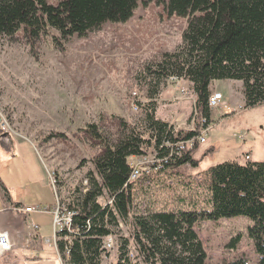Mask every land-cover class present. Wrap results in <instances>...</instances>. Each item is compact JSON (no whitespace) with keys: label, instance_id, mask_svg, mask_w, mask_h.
Listing matches in <instances>:
<instances>
[{"label":"rangeland","instance_id":"obj_1","mask_svg":"<svg viewBox=\"0 0 264 264\" xmlns=\"http://www.w3.org/2000/svg\"><path fill=\"white\" fill-rule=\"evenodd\" d=\"M187 25V19L170 16L163 5L152 2L140 4L128 23L106 24L85 38L63 41L59 33L50 31L32 43L23 29L12 38L0 35L1 125L10 128L8 136H21L35 145L53 177L50 182L61 210L69 211L78 192L85 190L90 173H96L95 159L104 151L86 133L88 126L95 125L113 147L133 131L150 141L157 136L147 120L152 109L156 121L169 125L165 134L171 133L176 142L143 144V157L152 162L158 155L161 164L173 153L183 156L192 151L198 166L144 173L134 185V217L212 211L211 168L226 162L243 166L264 162V104L247 105L244 83L212 85V95L221 93L224 99L221 108H211L209 123L197 108L191 82L163 74L165 55L182 54L185 48ZM196 133L198 139L187 138ZM141 158L129 160L137 164ZM99 202L106 206L111 199L105 194ZM55 216L53 226L28 219L30 226H43L31 244H27L25 221L16 224L19 227L8 223L18 245L0 264H62L59 239L52 246L45 242L55 239ZM62 216L63 221L68 213ZM71 219L62 230L71 228ZM253 225V219L244 216L197 223L194 231L206 252V264H263L250 237ZM131 232L125 224L115 230L112 243L108 242L114 248L103 264H117L119 237Z\"/></svg>","mask_w":264,"mask_h":264},{"label":"trees","instance_id":"obj_2","mask_svg":"<svg viewBox=\"0 0 264 264\" xmlns=\"http://www.w3.org/2000/svg\"><path fill=\"white\" fill-rule=\"evenodd\" d=\"M152 2L163 5L170 16L188 20L182 54H166L162 72L191 82L202 117L213 122L209 102L216 82L240 81L250 108L264 104V0H0V35L12 38L23 29L32 43L50 31L59 33L63 41L72 36L85 38L106 24L128 23L140 4ZM153 111L147 113V120L157 136L150 141L133 131L113 147L95 125L88 126L86 133L104 151L95 159L96 175L90 173L87 187L69 206L67 212L75 213L71 228L56 236L60 262L103 264L110 254L103 248L105 241L125 224L132 232L119 237L117 264H206L195 225L244 216L253 219L250 237L264 264V162L245 166L226 162L211 168L212 211L132 215L137 182H131L135 166L129 159L144 156L143 144L175 141L171 133L165 134L169 125L156 121ZM121 124L127 132L124 121ZM5 135L0 129V140ZM187 138L198 139L199 134ZM162 152L167 155L170 150ZM173 154L164 171L198 166L192 151ZM105 194L111 199L106 206L99 202Z\"/></svg>","mask_w":264,"mask_h":264},{"label":"crops","instance_id":"obj_3","mask_svg":"<svg viewBox=\"0 0 264 264\" xmlns=\"http://www.w3.org/2000/svg\"><path fill=\"white\" fill-rule=\"evenodd\" d=\"M225 82L235 83L236 81H223L219 84L223 85ZM19 137H11L6 134L0 140V212L8 211L6 213L11 215L10 223L13 225L24 221L26 225H29L28 219L34 217L36 221H48L49 225L53 226L54 213L52 212L57 200L50 182V173L35 145L26 138ZM18 206L49 208L52 212L26 215L23 217L24 220H21L11 210V208ZM3 221L6 225L8 217L5 216ZM34 224L43 228L39 223ZM15 227L19 226L16 225ZM38 238L40 239L39 235Z\"/></svg>","mask_w":264,"mask_h":264},{"label":"built area","instance_id":"obj_4","mask_svg":"<svg viewBox=\"0 0 264 264\" xmlns=\"http://www.w3.org/2000/svg\"><path fill=\"white\" fill-rule=\"evenodd\" d=\"M223 99H224V96L221 93H219V94L216 93V95H214L210 100V107L211 108L214 107L217 109L221 108V107H219V105L223 101ZM195 119H196V117H195ZM204 121L208 122V120H206V119H204ZM2 128L10 129L9 127H4V126ZM199 137H200V135H199ZM139 158H141V157H139ZM159 160H160L159 156L154 155L152 162H149L148 158L142 157L141 159H139L137 164L132 163V165L135 166V171L132 175L131 182H136L137 180H139L143 176L144 173L149 174L152 172H159V171L163 170L165 165L167 163H169V161L171 159L169 157L163 159V162L160 164L161 166H159V164H158ZM50 179H53V177H50ZM54 182H55V180H54ZM57 203H58V200H57ZM60 207H61V204L58 203L53 213L55 214V212H57ZM11 210L17 214H22V215L42 214V213L47 214V212H50L49 208H42V207L25 208V207H21V206L19 207L18 206V207L11 208ZM5 212H7V211H5ZM1 214L2 213L0 212V261L5 256H7L8 254L10 255L11 253H13L14 249L18 245L14 241V239H12L11 233L8 230L4 229L2 219H1L2 218ZM34 227H35V225H31V227H29L30 238L27 241V244H31L33 242V239H34L33 229H34ZM61 231H62V229L57 230L55 232V235L59 234ZM55 241H56V238L54 240L47 239L45 242L52 246V245H54ZM108 242L112 243L111 237L107 238V240L105 241V246L108 248H111V247L107 246V245H109Z\"/></svg>","mask_w":264,"mask_h":264},{"label":"bare ground","instance_id":"obj_5","mask_svg":"<svg viewBox=\"0 0 264 264\" xmlns=\"http://www.w3.org/2000/svg\"><path fill=\"white\" fill-rule=\"evenodd\" d=\"M212 95V94H211ZM213 97V95L211 96V98ZM211 100V99H210ZM209 107H210V102H209ZM211 108V107H210ZM3 122V121H2ZM3 126L1 125V122H0V129L2 130V132H4L5 134H8L9 132H8V128H2ZM159 166H161L160 164H159ZM57 199H58V197H56ZM59 201V200H58ZM60 203V202H59ZM58 204V203H57ZM57 204H56V206H57ZM56 206H55V208H56ZM55 210V209H54ZM8 212V211H7ZM13 212V211H12ZM2 214V223H3V227H4V229H6V230H8L10 233H11V235H12V239H14V237H13V233L10 231V229H9V227H8V223H10V221H6V225H5V223H4V221H3V218H5V216L6 217H8L9 218V214H7L5 211H2L1 212ZM13 213H15V212H13ZM65 213H68V218L67 219H63V221H62V219L60 218V217H62L63 218V216L62 215H65ZM15 214H17V213H15ZM75 213H72V212H67L66 210H61V207L59 208V210L55 213V224H54V227H55V232L57 231V230H60V229H62V227L63 226H65V225H67L68 224V222H70V219H71V215H74ZM17 216H21V218H23V217H25L26 215H22V214H17ZM24 223V222H23ZM27 230H26V237H28V238H30V235H29V227H31L30 225H27ZM39 227L38 226H35L34 227V229H33V235H34V237H36V235L38 234V232H39ZM58 235V234H57ZM57 235H55V238L56 239H58L56 236ZM111 237V236H110ZM107 246H109V247H111L112 249L114 248V244H111V245H107ZM106 251H108V250H110V248H108V247H106L105 245H104V247H103ZM133 256V255H132Z\"/></svg>","mask_w":264,"mask_h":264}]
</instances>
